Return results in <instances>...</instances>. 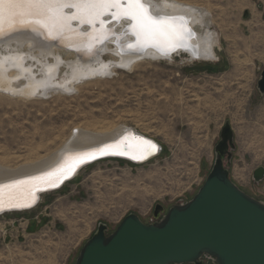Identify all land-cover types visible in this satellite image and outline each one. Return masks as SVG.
<instances>
[{
  "label": "rangeland",
  "instance_id": "obj_1",
  "mask_svg": "<svg viewBox=\"0 0 264 264\" xmlns=\"http://www.w3.org/2000/svg\"><path fill=\"white\" fill-rule=\"evenodd\" d=\"M180 1L214 8L216 21L210 23L218 32L216 59L193 60L188 52L175 49L169 53L174 59L129 69L104 47L115 43L113 37L92 58L113 63L102 76L80 80L71 88L57 84L39 96L0 91V164L5 167L16 168L31 159L32 149L42 142L60 145L85 122L130 126L162 146L160 155L144 164L120 158L94 162L60 190L42 194L36 207L1 213L0 264H74L100 222L108 224L109 234L130 213L150 223L156 204L167 211L191 200L215 162V146L227 120L236 145L230 178L264 201V179H253L254 170L264 166V94L257 88L264 68V0ZM28 30L0 41L11 42ZM128 34H119L118 43ZM71 56L69 52L62 59L69 62L75 58ZM60 69L63 81L66 64ZM203 264L217 263L204 258Z\"/></svg>",
  "mask_w": 264,
  "mask_h": 264
},
{
  "label": "water",
  "instance_id": "obj_2",
  "mask_svg": "<svg viewBox=\"0 0 264 264\" xmlns=\"http://www.w3.org/2000/svg\"><path fill=\"white\" fill-rule=\"evenodd\" d=\"M248 15L246 11L244 17ZM109 33L106 31L104 35L108 36ZM54 41L60 44L57 39ZM103 45V42L97 45L93 42L94 50L87 51L89 57L95 56ZM65 47L78 52L70 46ZM257 88L264 94V68L260 73ZM129 133L151 141L156 146L155 150L143 159H132L129 155H108L79 164L66 178L58 182L56 187L45 186L44 190L38 191L30 206L38 204L43 191L62 186L93 162L114 157L144 164L160 155L162 146L157 140L132 127L126 128L118 138L100 146L66 153L78 155L92 152ZM234 140L233 127L227 120L215 146V162L203 185L191 200L173 205L167 211L164 205L156 204L153 213L155 220L150 223L144 222L136 213H130L109 234L108 224L100 222L96 231L81 248L74 264H203L204 258L212 259L217 264H264V201L245 192L230 178L228 166L232 161V153L229 152L228 156L226 153L229 145L233 149L236 148ZM60 162L45 171L11 181L39 176L53 170ZM253 179L256 182L264 179V166L254 170ZM22 208L25 207L15 208L5 204L0 209V214Z\"/></svg>",
  "mask_w": 264,
  "mask_h": 264
},
{
  "label": "bare ground",
  "instance_id": "obj_3",
  "mask_svg": "<svg viewBox=\"0 0 264 264\" xmlns=\"http://www.w3.org/2000/svg\"><path fill=\"white\" fill-rule=\"evenodd\" d=\"M143 2L149 6V9L153 15L180 16L187 21V24L191 28L193 33V35L189 40V43L192 45V48L178 47L176 48L178 49L177 52L179 53L188 52L191 59L193 60H199V59L213 60L217 58L215 47L219 46L218 45L219 39H218L217 30L216 29L213 30L212 23H210V20L212 18L213 21H216V19L214 20L215 10L211 5L207 6L206 8L205 6L201 7L199 5L194 6V4L193 5L186 4L180 0H143ZM244 2L245 5H248V2L246 1ZM65 11L71 12V11H75V9H65ZM110 18H112L110 15L106 17V19H110ZM130 23L131 21L127 19H120L117 21H113L112 26L117 27L119 29V30L117 29L119 31L118 33H123L127 31L129 32L130 35L128 34L129 35L128 38L126 40L124 39L120 43L118 42L122 38L118 36H115L114 38L108 37L107 38L108 40L104 42V44H106L111 38H113L115 43H118V44L113 43L112 46L104 45V47L110 49L112 58L114 59L115 62H118L120 66L131 69L138 67L139 65H143L144 63H150L153 60H158L163 58L174 59V55L169 54L171 51L164 52L154 46H145L143 48L133 47V49L126 47L124 49V47L122 46L129 42H133L132 45L136 44V37L133 35L130 29L128 30L127 27V25L129 26ZM120 24L121 27H119ZM83 25H87V24H80L78 21H72L71 27L73 30L66 31L63 33L61 37L56 38L60 44L56 43L53 38H50L47 34V31L44 29L34 30L32 27H21V26L8 28V26L5 25L4 32L0 33V40L3 39L2 37L4 36L7 37L12 32L18 33L17 31H21L25 29L26 30L29 29L28 31L30 32H24L22 34H19L18 36L13 37L15 38V40L12 39L11 42L9 41L5 44L2 43L3 41H0L1 93L4 92L9 95L15 94L18 96L20 95L21 97L22 96L29 97L33 95L39 96L41 91H49L50 88H53V86L57 84L61 85L62 83V85H64L65 87L71 88L75 86L76 85L75 83L80 80H85L88 77L95 78L98 75L100 76L104 75L107 69H109L111 67L110 65L113 63H101V61L96 62L92 60V58L94 57H89L88 55L89 53L87 51L91 52V50H94L93 39H92L93 35L89 36L87 35V33H83V30H86L88 28L87 26H83ZM196 27H198V30H196ZM63 45L65 46L67 45L72 48H75L78 50V52L69 49ZM109 46H111V48H109ZM83 51H86V53ZM69 52L75 58H73L69 62H66L64 59H62V55L67 54ZM144 52L145 54H143ZM146 58H151L152 60H147ZM144 59L146 60L142 61ZM243 61L245 62V60ZM63 64L64 65L66 64L67 71L65 73V76L63 77V81H61L59 79L60 71L62 70L60 69V67ZM236 66L238 67V65ZM233 67L235 68V65ZM237 71L238 70H236V72ZM245 72L243 74H245ZM84 85L86 86V82H84ZM116 126L97 127L96 125H94V123L85 122L83 124L81 123L80 125H78L79 129L81 130H79L75 134L71 132L70 135H68V137L66 138L67 140L65 139L66 141L62 142L60 145H57V143H55L53 140H51L53 142L51 141L42 142V144L36 146L35 150L32 149L33 150L32 153L34 154V155L32 154L33 155L32 158L25 159L24 162L19 164L18 167L9 168L8 166L5 167L0 164V185H4V182L10 181L11 183L12 182L11 180H15L21 177H25L45 171L51 168L52 166H54L55 164H57L58 162H60L62 157H64L63 160L58 164L60 165L61 163L65 162L66 159L77 156V154H67V153H72L90 147L100 146L101 144L112 141L118 138L119 136H121L125 132L126 128H131L130 126L128 127L126 125H119L117 127ZM49 138H51V136H48L45 139H49ZM54 139L56 141L55 137ZM108 158H114V157H108ZM67 182H65L62 186L58 188L43 191L40 194V197L42 194H47L52 191L60 190ZM5 184H9V183H5ZM5 204H7L6 197H5ZM34 207L29 206L28 208L25 207L17 211L29 210ZM58 253L60 252L58 251Z\"/></svg>",
  "mask_w": 264,
  "mask_h": 264
},
{
  "label": "snow or ice",
  "instance_id": "obj_4",
  "mask_svg": "<svg viewBox=\"0 0 264 264\" xmlns=\"http://www.w3.org/2000/svg\"><path fill=\"white\" fill-rule=\"evenodd\" d=\"M65 9L75 11L66 12ZM108 15L114 20L131 21L129 27L136 44L128 45L130 48L154 46L164 52L178 47L192 48L189 40L193 33L183 17L153 15L143 0H0V33L4 32L5 25L8 28L32 27L44 29L50 38L56 39L72 31L71 22L78 21L92 27V33H87L92 36L97 24L101 33L111 32L105 28L107 21L103 19ZM155 148L151 141L129 133L112 144L66 159L49 172L0 185V209L5 206V197L9 207L30 206L36 193L44 190L42 186L56 187L79 164L98 156L129 155L132 159H143Z\"/></svg>",
  "mask_w": 264,
  "mask_h": 264
},
{
  "label": "flooded vegetation",
  "instance_id": "obj_5",
  "mask_svg": "<svg viewBox=\"0 0 264 264\" xmlns=\"http://www.w3.org/2000/svg\"><path fill=\"white\" fill-rule=\"evenodd\" d=\"M234 142H235V140H234ZM235 149H236V148H235ZM235 149H233L232 146L229 145V147H228V151H227V153H226V156L229 155V152H231V153L233 154V152L235 151Z\"/></svg>",
  "mask_w": 264,
  "mask_h": 264
}]
</instances>
